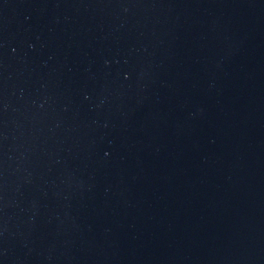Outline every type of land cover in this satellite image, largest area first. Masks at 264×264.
<instances>
[{
    "label": "water",
    "instance_id": "water-1",
    "mask_svg": "<svg viewBox=\"0 0 264 264\" xmlns=\"http://www.w3.org/2000/svg\"><path fill=\"white\" fill-rule=\"evenodd\" d=\"M0 264H264V0H0Z\"/></svg>",
    "mask_w": 264,
    "mask_h": 264
}]
</instances>
